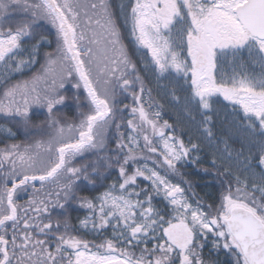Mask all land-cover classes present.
<instances>
[{"label":"snow or ice","instance_id":"1","mask_svg":"<svg viewBox=\"0 0 264 264\" xmlns=\"http://www.w3.org/2000/svg\"><path fill=\"white\" fill-rule=\"evenodd\" d=\"M0 118V264H264V0H0Z\"/></svg>","mask_w":264,"mask_h":264},{"label":"trees","instance_id":"2","mask_svg":"<svg viewBox=\"0 0 264 264\" xmlns=\"http://www.w3.org/2000/svg\"><path fill=\"white\" fill-rule=\"evenodd\" d=\"M74 114V107L69 110V109H66L65 111H63V116H67L68 118H71V116ZM162 115H163V118L164 119H168L170 122H173L175 120V115L174 113L172 112L171 109L169 108H165L164 111L162 112ZM214 131H216L218 134L220 133L221 129L219 126H217ZM230 143H232L231 141H229ZM114 146V141L112 142V144H110V147ZM233 147L235 148H239V145L238 144H232ZM222 147V145H221ZM210 158V157H209ZM181 171L184 172L185 176L187 178H190L193 180L194 184L196 185V188L195 190L197 192H199L201 195L204 194V191L206 190L203 185L206 181H201L199 179V176H202L203 173H199L198 175L195 174L196 173V170L192 168V166H186V167H182L181 168ZM107 183V182H106ZM210 190V189H208Z\"/></svg>","mask_w":264,"mask_h":264},{"label":"flooded vegetation","instance_id":"3","mask_svg":"<svg viewBox=\"0 0 264 264\" xmlns=\"http://www.w3.org/2000/svg\"><path fill=\"white\" fill-rule=\"evenodd\" d=\"M65 110L66 109L62 110V118H63V111H65ZM30 115L32 116L33 123L39 124L43 121L46 113L42 109H32L30 112ZM72 116H71V118H72ZM71 118H68L69 122L71 121ZM3 123H4V119L0 118V124H3ZM8 126L12 127L13 131L17 132L16 137H14L12 140L8 141L9 143L16 142V143L23 144V143L31 142L35 139L41 138L40 136H26L23 129H18L15 125L9 124ZM2 146H3L2 136H0V147H2ZM72 216H73V219H75L76 213L73 212Z\"/></svg>","mask_w":264,"mask_h":264},{"label":"rangeland","instance_id":"4","mask_svg":"<svg viewBox=\"0 0 264 264\" xmlns=\"http://www.w3.org/2000/svg\"><path fill=\"white\" fill-rule=\"evenodd\" d=\"M66 87H69L70 88V86H66Z\"/></svg>","mask_w":264,"mask_h":264}]
</instances>
